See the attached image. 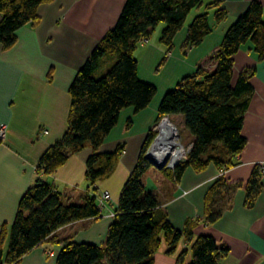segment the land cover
I'll use <instances>...</instances> for the list:
<instances>
[{
    "label": "trees",
    "instance_id": "obj_1",
    "mask_svg": "<svg viewBox=\"0 0 264 264\" xmlns=\"http://www.w3.org/2000/svg\"><path fill=\"white\" fill-rule=\"evenodd\" d=\"M51 0H0V45L10 48L17 40V30L39 20V6ZM203 0H127L116 25L94 47L89 58L70 86L71 109L68 129L50 146L37 165V176L23 194L11 226L9 246L5 225L0 234V264H19L22 258L44 243L61 227L78 220L100 217L97 196L88 193L83 203L65 201L46 176L56 172L68 159L85 149L93 148L87 159V178L95 184L108 178L124 150L119 145L109 152L100 148L118 124L123 109L139 112L149 106L157 94L156 85L139 76L135 51L143 39L165 22L160 41L173 47L177 33L184 27L191 11L203 6ZM217 22L228 11L219 2H210L206 11L196 15L187 27L186 45L202 43L211 33L210 13ZM251 43L259 61L264 59V5L252 0L245 13L228 28L211 60L215 67L199 66L185 76L162 98L157 121L165 115L182 114L185 126L194 136L188 159L174 170L162 169L171 180L179 182L188 168L203 171L210 164L230 169L247 144L243 134L245 114L254 94L251 77L256 68L244 70L233 84L235 55ZM111 59L107 71L99 74L101 62ZM150 130L138 161L125 182L118 207L109 226L104 245L62 241L56 264H155V255L163 237L167 253H175L179 242L193 238V224L185 231L177 229L163 209L159 196L147 190L143 177L153 166L146 150L154 138ZM264 168L253 172L247 188V204L253 206L263 188ZM96 189V188H95ZM231 187L223 177L216 180L205 197V222L211 224L231 201ZM193 259L186 263L188 251L177 258V264H221L229 248L211 235L193 240Z\"/></svg>",
    "mask_w": 264,
    "mask_h": 264
},
{
    "label": "crops",
    "instance_id": "obj_2",
    "mask_svg": "<svg viewBox=\"0 0 264 264\" xmlns=\"http://www.w3.org/2000/svg\"><path fill=\"white\" fill-rule=\"evenodd\" d=\"M126 1L51 0L39 6L36 23L29 22L17 30V40L10 48L0 45V124L8 125L7 136L0 143V234L7 226L4 252L20 199L33 184L42 155L68 129L70 86L94 47L116 25ZM251 1L203 0L205 9L208 3L219 2L228 14L217 22L214 10L209 11L211 33L197 46L186 45L190 23L177 33L172 48L165 47L160 41L161 35L159 42H152L151 35L146 43H139L141 48L135 51L139 76L156 85L157 94L149 106L139 112L133 107L123 109L118 124L102 144L101 152L124 146L112 174L92 184L86 174L87 159L93 148L87 146L45 177L67 202L83 203L88 193L100 198L102 192L108 190L111 199L103 214L61 227L26 254L19 264H56L62 241L100 246L106 243L114 218L112 213L118 207L123 186L138 161L148 133L157 123L162 98L197 67H215L211 58L228 28L245 13ZM260 1L264 5V0ZM252 68H256L250 80L254 94L243 126L247 144L237 156L236 165L224 170L210 164L200 172L188 168L179 182L169 179L157 168L151 172L149 169L144 175L147 190L159 196L177 229L185 231L191 225L189 222H194L192 240L183 238L173 254L167 253L168 245L163 237L155 264H177L184 250L188 251L186 262L192 261L193 240L202 234L213 236L219 244L229 248L221 264H264V175L263 188L254 205L247 204L249 181L256 167L264 165V59L258 60L249 42L235 55L233 84L244 70ZM103 72L104 69L99 74ZM124 113L137 118L139 128L127 125L123 128ZM173 116L180 117L179 114ZM188 142L193 144L194 136ZM220 177L232 188L231 201L215 222L207 224L205 197ZM149 184L152 187L148 188Z\"/></svg>",
    "mask_w": 264,
    "mask_h": 264
},
{
    "label": "built area",
    "instance_id": "obj_3",
    "mask_svg": "<svg viewBox=\"0 0 264 264\" xmlns=\"http://www.w3.org/2000/svg\"><path fill=\"white\" fill-rule=\"evenodd\" d=\"M148 39L140 41L144 44ZM166 122L169 124L165 126ZM8 125L6 123L0 124V143L7 136ZM153 131L154 138L146 150V156L151 158L154 162L161 165L164 164V169L174 170L176 166L188 159V154L192 149L193 144L184 145L178 127L171 120L170 115H165L155 124ZM48 133V131H45ZM264 168V165H263ZM111 199V193L106 190L102 192L100 198L97 199L98 207L104 210L107 202ZM115 215V212L112 213Z\"/></svg>",
    "mask_w": 264,
    "mask_h": 264
},
{
    "label": "rangeland",
    "instance_id": "obj_4",
    "mask_svg": "<svg viewBox=\"0 0 264 264\" xmlns=\"http://www.w3.org/2000/svg\"><path fill=\"white\" fill-rule=\"evenodd\" d=\"M207 2V0H205ZM206 9L205 7H200V8H195L191 11V13L188 15L187 19H186V22L185 24L188 25L192 19L204 12ZM166 26L165 22H161L154 30L153 34H152V42H159V37L161 35V31L164 29V27ZM166 48H169L167 46H165ZM139 49L141 48L140 46L138 47ZM111 59L109 58H105L103 59V61L101 62V67H100V70L98 72H102V70L104 69V73L107 71V69L110 66V61ZM125 112V111H124ZM180 117L178 116H173L171 115V120L173 121V123L178 127L179 131H180V136H181V140L183 142L184 145L188 146V141L193 137V135L190 133V131L187 129V127L185 126V117L184 115L182 114H179ZM123 121H124V125L123 128H126V125L128 126V128H139V124L137 122V118L135 117H131L129 116L127 113H124L123 115ZM158 122V121H157ZM154 169H156L155 166H152L150 168V172ZM158 169V168H157ZM160 170V169H159ZM145 177H143V180H144ZM156 186L158 185L156 182H153ZM152 187L151 184L148 185V188ZM8 246L9 244H7V249L5 250V253L7 252L8 250ZM191 261H188L186 263H190Z\"/></svg>",
    "mask_w": 264,
    "mask_h": 264
},
{
    "label": "water",
    "instance_id": "obj_5",
    "mask_svg": "<svg viewBox=\"0 0 264 264\" xmlns=\"http://www.w3.org/2000/svg\"><path fill=\"white\" fill-rule=\"evenodd\" d=\"M147 157V156H146ZM149 160H150V162L153 164V166H155L156 168H158V169H160V170H162V169H164V164H161V165H159V164H157L156 162H154L151 158H149V157H147Z\"/></svg>",
    "mask_w": 264,
    "mask_h": 264
},
{
    "label": "bare ground",
    "instance_id": "obj_6",
    "mask_svg": "<svg viewBox=\"0 0 264 264\" xmlns=\"http://www.w3.org/2000/svg\"><path fill=\"white\" fill-rule=\"evenodd\" d=\"M165 126H166V127H168V126H169V124L166 122Z\"/></svg>",
    "mask_w": 264,
    "mask_h": 264
}]
</instances>
